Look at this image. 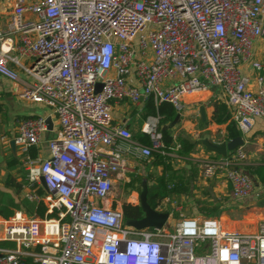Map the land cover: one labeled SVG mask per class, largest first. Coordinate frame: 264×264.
Segmentation results:
<instances>
[{"label": "built area", "instance_id": "built-area-1", "mask_svg": "<svg viewBox=\"0 0 264 264\" xmlns=\"http://www.w3.org/2000/svg\"><path fill=\"white\" fill-rule=\"evenodd\" d=\"M0 1L11 10L0 32V77L19 83L11 63L17 65L30 81L20 96L44 105L58 124L44 156L46 118L16 121L24 198L43 204L45 218L23 211L0 217V242L15 245L0 247V264H264V221L256 232L192 217H179L172 233L165 225L138 230L126 225L112 197L127 159L167 155L161 117L145 114L148 101L181 114L209 84L219 87L241 132L264 120V62L253 53L264 38V0ZM12 51L31 63L21 65ZM113 103L132 110L122 124L113 122ZM243 161L238 149L201 161L199 174L230 185L239 201L255 186ZM156 211L170 217L179 209L170 196Z\"/></svg>", "mask_w": 264, "mask_h": 264}, {"label": "crops", "instance_id": "crops-1", "mask_svg": "<svg viewBox=\"0 0 264 264\" xmlns=\"http://www.w3.org/2000/svg\"><path fill=\"white\" fill-rule=\"evenodd\" d=\"M9 4L10 2L0 1V32H5L9 23L11 15ZM1 42L2 41H0V43ZM263 47L264 38L257 39L254 44V50H259L256 51V53L254 52L255 60L264 62ZM256 54L258 55V57H256ZM10 56L13 58H17L18 62L21 65H29L31 63L29 59H21L15 51H12L10 53ZM11 66L18 70L20 82L13 85L4 78L0 77V202L2 201L5 194H12V191L10 189H6L4 187V183L8 175L15 176L18 181L20 180V176L25 179V173L18 164V151L12 141L16 121L23 118L33 117H45L46 119L51 120L52 129L43 134L42 144L40 145V151L44 156L48 154L46 141L56 134V130L58 127L55 117L50 115V110H48L44 105L28 102L20 96L23 83L30 81L17 65L11 63ZM241 68L244 73H246L248 76L253 77L254 72H252L250 66L244 65ZM204 93L209 94L208 98L205 100L201 99L202 96L199 97V99L196 98L193 101L189 100L188 104L186 105V108L189 107L187 112L183 116H181L180 114V121L175 126V128H173V138L175 140L176 146H178V136H181L183 139L184 137H188L190 140L194 141V143H191L190 141L189 142L191 144H195L196 146L194 151L189 154L188 157L178 159L177 161H171L173 169H183L186 172L184 181L186 186L185 188L187 189L186 194L176 196L175 194H173L172 197L178 196V199L182 198V196L188 197V195L190 194V190L194 189L195 192L198 188L203 190L202 194L205 196L202 199L196 200V203H198L199 205L197 208L191 207V214L186 216L179 211L178 217L214 218L221 221L229 228L240 230L242 232H256L259 224L264 221V184H260L254 178L255 186L252 194L245 199L237 201L231 199L228 184L221 183L220 180L204 181L200 177L199 170L201 161L208 159H217L218 155L207 152L205 148L198 143V141L207 138L213 143L220 144L222 142L229 143L233 140L227 139V126L230 123L233 124L230 120L227 124L221 126L215 125L210 122L212 113L214 111L213 107L211 106V102L215 99L223 103L220 99V96L213 97L209 91ZM200 95H202V93ZM195 104L200 105L194 106ZM200 107H204V121L200 116ZM131 114H133L132 110L127 107V105L122 103L112 104V117L114 124H122ZM195 119H197L198 124L204 127L200 128L203 130H196ZM211 126L225 128L223 129L224 131L222 140H214V136H211L210 131L205 128ZM178 127H180L179 129H182V132L177 133L176 130H178ZM236 130L238 131L240 136L234 139L240 138L242 140V144L232 152L238 149L242 150L244 154V161L241 163L240 169L248 173L247 167L264 163V120L256 119L253 127L247 133H243L237 128ZM48 135H50L49 138H47ZM2 137L5 138L4 141H1ZM177 151H175L171 157L177 158V156L175 155ZM135 163L136 162L133 159L126 160L127 169L124 173H122L120 178L117 179L114 185L120 183V185L126 186L131 183L132 180H135L133 178L135 176L134 174H136ZM151 169L155 173V176L159 174L160 169L152 168V166ZM25 189L19 195V199H25ZM39 191H42L43 193L45 192V190L43 189H39ZM12 197L14 200L13 203L15 205L17 203L18 196L12 195ZM135 199L136 192L133 193L132 196H130V199H128L129 204L131 202L134 203ZM237 207H242V209L240 208L239 211H234V209H237ZM6 208L7 210H11L15 207H13L12 204L9 203ZM203 208H207L211 211L208 216L203 215V212L201 211ZM17 211L23 210L18 209ZM31 216L38 217L37 215ZM174 225L175 224H173V227ZM0 244H2V247H6L9 249H13L15 246L12 242H0Z\"/></svg>", "mask_w": 264, "mask_h": 264}, {"label": "trees", "instance_id": "trees-1", "mask_svg": "<svg viewBox=\"0 0 264 264\" xmlns=\"http://www.w3.org/2000/svg\"><path fill=\"white\" fill-rule=\"evenodd\" d=\"M211 106L214 111L211 117V123L221 126L229 122L230 116L225 107V105L217 100H212ZM146 115H159L160 119V128L163 135V146L167 155L174 154L173 150L176 147L175 140L173 138V128L171 124L174 122L176 113L171 105L168 103H162L159 105L158 109L155 110L153 107L152 101H148L145 107ZM240 136L234 124H229L227 126V139L232 140ZM136 137H139L137 134ZM140 138V137H139ZM144 143H147V140H143ZM178 151L175 154L177 158L171 156H160L155 155L151 160L152 168L160 169L157 176L151 174L148 175V179L141 181L139 183L142 187V182H145L147 186V203L152 210H156L158 204L166 197H170L173 194L183 195L186 194L187 189L185 188V175L186 172L183 169L175 170L173 169L171 161H177L178 159L188 157L195 149V144H191L189 141L183 139L181 136L177 137ZM217 158H219L217 156ZM19 164V162H18ZM248 173L253 176L260 184H264V163L258 165H251L247 167ZM134 180L131 181L126 187H132ZM4 187L10 189L12 194H5L2 201L0 202V216L5 217L4 212L8 211L6 206L10 203L13 207H18L19 209L27 212L29 215H37L39 218L45 217V207L41 203H31L26 199H19V195L24 191L26 187L25 179L20 176V180L13 175H8ZM39 193H43L39 191ZM12 195H16L17 203L14 205V200ZM19 199V200H18ZM203 215L208 216L211 212L207 208L201 210ZM121 212L123 220L127 221H139L143 218V212L139 205H132L127 202H124L121 207ZM166 212V211H165ZM53 215H50L51 218ZM2 247V244H0ZM4 248V247H3Z\"/></svg>", "mask_w": 264, "mask_h": 264}, {"label": "rangeland", "instance_id": "rangeland-1", "mask_svg": "<svg viewBox=\"0 0 264 264\" xmlns=\"http://www.w3.org/2000/svg\"><path fill=\"white\" fill-rule=\"evenodd\" d=\"M259 49H253V53L256 51H258ZM264 50V47H263ZM256 57H258V55L256 54ZM253 72V71H252ZM207 90L212 94L213 97H218L220 95V89L219 87L215 86V85H206ZM212 98V97H211ZM210 98V99H211ZM209 99V100H210ZM213 99V98H212ZM200 104H195L194 106H197ZM189 107L184 108V110L181 112V116H183ZM196 122V130H203L200 128H204L202 125L197 123V119H195ZM171 128H175L171 127ZM180 127H178L177 133L182 132V129H179ZM208 131H210L211 136H214V140L216 141H220L222 140L223 137V129H225L224 127H205ZM204 129V130H206ZM50 135L47 136V138H49ZM136 166H135V170H136V174H134L135 176L133 177L135 180V183H133L132 187H126V186H122L120 185V183H117L116 185H114V190H113V201H114V207L117 209L121 210L122 204L124 202H128V199H130V196H132L133 193L136 192V199L134 201V203H130L132 205H139V195L142 191V187H140L139 183L141 181L147 180L148 179V175L151 174L155 177V173L152 171L151 169V164L149 162L143 163V162H137L135 161ZM145 183V182H142ZM203 190H201L200 188H198L195 192L194 189L190 190V194L188 195V197L186 196H182V198L178 199L177 197H172V200L175 203V206L179 209L180 213L185 214L186 216H188L189 214H191V207L192 208H197L198 207V203H196V200L202 199L203 197H205L203 194ZM176 196V195H175ZM196 205V206H195ZM169 208V207H167ZM240 208L242 209V207H237V209H234V211H239ZM248 208V207H247ZM19 208L16 206L15 208L8 210L6 212H4L5 217H2L3 220H10L11 217L14 214V211H17ZM178 211V212H179ZM178 212H173L171 214V216L169 217L168 221L165 224V229L169 232L172 233L173 232V224H175V222L177 220H179L178 217ZM236 217V216H235ZM6 248V247H4ZM9 249V248H6ZM28 264H31V262L29 261Z\"/></svg>", "mask_w": 264, "mask_h": 264}, {"label": "water", "instance_id": "water-1", "mask_svg": "<svg viewBox=\"0 0 264 264\" xmlns=\"http://www.w3.org/2000/svg\"><path fill=\"white\" fill-rule=\"evenodd\" d=\"M97 91H99L98 87H97ZM199 111H200L201 119L204 121L205 120L204 107H200ZM179 121H180V114H176L174 122L171 124L170 127L176 126L179 123ZM46 123H47V129L51 130L52 129L51 120L46 119ZM184 139L190 141L191 143H194V141L190 140L188 137H184ZM198 143L202 145L207 152L216 154L221 157H225L228 154V152H232L237 147H239L242 144V140L240 138H237V139H233L229 143L222 142L220 144H217L205 138L199 140ZM40 181L42 186L45 188L43 179H41ZM229 189H230V185H229ZM146 197H147V186L145 183H142V191L139 195V206L141 208V211L143 212V218L139 221H127L125 223L127 226L134 227L138 230L148 229V228L160 230L168 221L169 214L152 210L147 203Z\"/></svg>", "mask_w": 264, "mask_h": 264}, {"label": "bare ground", "instance_id": "bare-ground-1", "mask_svg": "<svg viewBox=\"0 0 264 264\" xmlns=\"http://www.w3.org/2000/svg\"><path fill=\"white\" fill-rule=\"evenodd\" d=\"M208 95H209L208 93H204V94L202 93V95H198L196 98L199 99V97L202 96L201 99H204L205 100V99L208 98Z\"/></svg>", "mask_w": 264, "mask_h": 264}]
</instances>
